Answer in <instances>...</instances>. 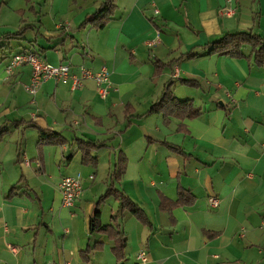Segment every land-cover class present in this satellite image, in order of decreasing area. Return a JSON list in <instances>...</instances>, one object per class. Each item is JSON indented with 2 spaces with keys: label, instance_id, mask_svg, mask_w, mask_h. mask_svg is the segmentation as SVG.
Instances as JSON below:
<instances>
[{
  "label": "crops",
  "instance_id": "crops-1",
  "mask_svg": "<svg viewBox=\"0 0 264 264\" xmlns=\"http://www.w3.org/2000/svg\"><path fill=\"white\" fill-rule=\"evenodd\" d=\"M103 1L0 0V264H116L93 222L120 210L110 185L139 212L116 219L124 264H264V65L211 51L264 36V0H112L103 28L84 23ZM12 42L70 75L105 67L108 94L91 78L28 94L29 65L5 70ZM166 88L197 114L176 115ZM77 175L65 207L57 182Z\"/></svg>",
  "mask_w": 264,
  "mask_h": 264
},
{
  "label": "trees",
  "instance_id": "trees-1",
  "mask_svg": "<svg viewBox=\"0 0 264 264\" xmlns=\"http://www.w3.org/2000/svg\"><path fill=\"white\" fill-rule=\"evenodd\" d=\"M114 11V5L112 0H104L95 10V12L84 21V23H90L92 26L96 28H103L109 20L112 18V13ZM244 47H248L250 49V55L253 60V64L256 66L264 65V36H260L254 34L252 31H245V32H236V33H227L218 41H215L212 44L211 51L214 53H218L220 55H230L232 57H240L242 54V49ZM12 55V54H11ZM10 55V56H11ZM9 56V57H10ZM163 100H171L174 101L177 106H179L178 110L176 108L172 109L175 110V114L178 115L180 118L184 116L192 117L197 114V110H194L193 104L191 100L185 101H176L175 97L171 95V92L168 88H166L165 93L162 95ZM172 111V112H173ZM124 163L119 162L118 166H115L114 170L110 173L111 178L118 179L123 174ZM112 193L116 199L119 201L120 210L118 213L112 214L111 220L107 225H101L99 221V211H95L93 215V222L95 231L100 234H105L109 237L110 240L114 242V247L112 248L114 258L116 259V264H124L126 254V235L117 228L118 224L116 223V219L119 214H122V211L127 210L132 213L134 216H138V208L137 205L132 202V200L122 192L117 190L114 191L112 186L110 185L107 192ZM186 194V195H185ZM185 196L188 197L187 193L180 192V202H187ZM189 199L191 197L189 196ZM188 199V200H189ZM117 224V225H116ZM99 245H95L93 247H87L85 250V254H87L90 250H94L99 248Z\"/></svg>",
  "mask_w": 264,
  "mask_h": 264
},
{
  "label": "built area",
  "instance_id": "built-area-1",
  "mask_svg": "<svg viewBox=\"0 0 264 264\" xmlns=\"http://www.w3.org/2000/svg\"><path fill=\"white\" fill-rule=\"evenodd\" d=\"M220 13L222 15L232 14L230 9L225 8L220 10ZM24 64L29 65L31 68L29 83L24 86L25 91L31 95H34L41 84L48 79L56 80L69 85L72 89H76L81 86L82 79L91 78L95 81L97 93L102 98L106 97L110 89L109 74L105 67H101V69L95 73L85 67H81L80 75H70L69 65L58 64L54 66L48 64L32 52L12 54L5 67L6 73L11 75L15 68ZM90 178H92V176H90ZM57 189L61 194L63 206H72L82 190L80 175L76 177H61L57 182ZM216 203V199L210 200V204L216 205ZM145 256V251H140L137 254V259L141 262H145Z\"/></svg>",
  "mask_w": 264,
  "mask_h": 264
},
{
  "label": "rangeland",
  "instance_id": "rangeland-1",
  "mask_svg": "<svg viewBox=\"0 0 264 264\" xmlns=\"http://www.w3.org/2000/svg\"><path fill=\"white\" fill-rule=\"evenodd\" d=\"M22 49H21V47L20 46H18L15 42H12V45H11V47L10 48H8V50H7V52H13V53H16V52H19V51H21Z\"/></svg>",
  "mask_w": 264,
  "mask_h": 264
}]
</instances>
